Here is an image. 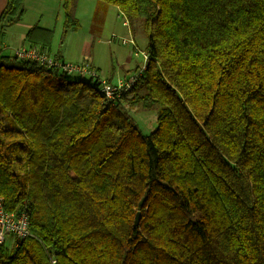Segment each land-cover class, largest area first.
<instances>
[{"label": "trees", "instance_id": "obj_1", "mask_svg": "<svg viewBox=\"0 0 264 264\" xmlns=\"http://www.w3.org/2000/svg\"><path fill=\"white\" fill-rule=\"evenodd\" d=\"M23 1L0 12V196L31 235L0 264H264V0H96L147 37L115 102L99 77L2 53ZM154 105L144 133L131 109Z\"/></svg>", "mask_w": 264, "mask_h": 264}, {"label": "rangeland", "instance_id": "obj_2", "mask_svg": "<svg viewBox=\"0 0 264 264\" xmlns=\"http://www.w3.org/2000/svg\"><path fill=\"white\" fill-rule=\"evenodd\" d=\"M95 2L96 0L77 1L75 10V17L79 22L77 29L64 32L63 24L56 22L54 17L52 22H49V28H42L50 29L52 32L49 46L54 50L57 45L64 46V50L69 53L68 60L71 61L79 59L78 55L80 53V58L83 55L89 57L97 71L99 70L100 76L113 83L114 80L111 77L133 75L139 70L140 65L143 63L142 53L146 51L147 37L140 22H137L134 28L123 25L126 18L122 12L117 15L115 8H108L105 11L97 10L95 13ZM31 13L30 9H27L26 12L24 9V21L29 22L31 18L34 19ZM122 38L133 39L135 49L129 42L123 44L120 40ZM65 77L67 80L89 79V76L81 77L73 72L67 73ZM158 108L159 106L154 105L150 108L135 107L131 109L132 115L142 132L149 133L154 129ZM7 243L11 244V240H7Z\"/></svg>", "mask_w": 264, "mask_h": 264}, {"label": "built area", "instance_id": "obj_3", "mask_svg": "<svg viewBox=\"0 0 264 264\" xmlns=\"http://www.w3.org/2000/svg\"><path fill=\"white\" fill-rule=\"evenodd\" d=\"M123 25L128 26V20L125 19ZM123 44L129 42L135 49L133 39H120ZM17 59H32L40 63L46 64L49 67H56L63 70L65 73L77 72L82 76L99 77L100 88L105 97L115 102L116 97L130 89L137 80L138 76L144 71L148 60L147 52L142 53L143 63L139 70L125 81L118 80L117 82H109L107 79L100 76L97 69L87 57L78 62H66L57 56L51 55L48 50L40 45H29L21 47L16 53ZM30 235L29 217L26 210H9L6 208L4 199L0 196V244H6L7 240H11L9 246H16Z\"/></svg>", "mask_w": 264, "mask_h": 264}, {"label": "crops", "instance_id": "obj_4", "mask_svg": "<svg viewBox=\"0 0 264 264\" xmlns=\"http://www.w3.org/2000/svg\"><path fill=\"white\" fill-rule=\"evenodd\" d=\"M86 1H90V0H86ZM5 3L6 0H0V12L5 6ZM23 7L25 9V12L27 9H30V11L32 12L31 16L34 17V19L31 18L29 22H26L24 21L22 16L20 20L11 24L4 25V27L2 28L3 36L1 40V49L3 54L12 55L14 48L18 46H29L30 44L27 43L24 39L25 33L34 23H37L41 27L49 28L50 27L49 22H52V18L54 17L56 22H60L63 24L64 17H63L61 0H24ZM108 8H115L117 15H119L120 11L118 10L117 7L114 6ZM46 49L50 52L51 55L57 56L66 62H78L81 59L85 58L84 55L82 56V58H80L81 57V53H80L78 55L79 59H77L76 61L68 60L69 53L64 50V46L62 45H57V48L55 50L51 46H49V48L46 47ZM92 64L94 66V63ZM128 77L129 75H123V76L120 75L117 76L116 78L111 77V79H113L114 82H117L118 80L125 81Z\"/></svg>", "mask_w": 264, "mask_h": 264}, {"label": "bare ground", "instance_id": "obj_5", "mask_svg": "<svg viewBox=\"0 0 264 264\" xmlns=\"http://www.w3.org/2000/svg\"><path fill=\"white\" fill-rule=\"evenodd\" d=\"M32 45L34 46V45H37V44H32ZM21 47H23V46H18V47H16V48H14V49H13V54H12V56H14V57L16 58L15 53H16ZM44 48H46V47H44ZM36 61H37V60H36Z\"/></svg>", "mask_w": 264, "mask_h": 264}, {"label": "water", "instance_id": "obj_6", "mask_svg": "<svg viewBox=\"0 0 264 264\" xmlns=\"http://www.w3.org/2000/svg\"><path fill=\"white\" fill-rule=\"evenodd\" d=\"M139 219H140V213L138 212V213L136 214L135 219H134V224H135V225H137V224L139 223Z\"/></svg>", "mask_w": 264, "mask_h": 264}]
</instances>
